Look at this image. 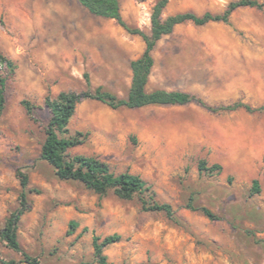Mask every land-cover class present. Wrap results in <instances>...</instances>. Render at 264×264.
Masks as SVG:
<instances>
[{"label": "rangeland", "instance_id": "obj_1", "mask_svg": "<svg viewBox=\"0 0 264 264\" xmlns=\"http://www.w3.org/2000/svg\"><path fill=\"white\" fill-rule=\"evenodd\" d=\"M157 1L118 0L122 19L149 34ZM235 1L172 0L162 18L220 14ZM144 49L140 37L89 14L77 0H0V51L17 67L0 114V232L18 208L20 170L28 177V210L17 240L38 264H96L93 235L119 236L104 250L107 264H264V113L213 114L198 103L137 110L93 100L77 105L69 135L79 132L85 140L68 154L96 157L115 174L138 175L156 202L172 207L174 220L143 211L139 197L101 196L61 181L41 160L50 120L45 97L101 87L126 98L129 64ZM152 57L147 92L180 91L213 107L264 106V9L239 8L228 24L178 25ZM23 100L39 109L28 115ZM202 160L221 172L200 173ZM189 203L216 219L188 209ZM72 221L77 227L68 234ZM3 262L27 264L0 239Z\"/></svg>", "mask_w": 264, "mask_h": 264}, {"label": "trees", "instance_id": "obj_2", "mask_svg": "<svg viewBox=\"0 0 264 264\" xmlns=\"http://www.w3.org/2000/svg\"><path fill=\"white\" fill-rule=\"evenodd\" d=\"M171 1L158 0L154 4L150 15V33L147 34L143 30L131 27L125 23L121 16L118 0H77L78 4L87 10L89 14L113 20L129 35L140 37L145 44V49L140 58L131 61L129 64L132 78L126 98H119L103 90L101 87L95 90L88 88L79 93L71 91L60 92L54 99L49 96L45 97L43 106L48 109L50 120L45 130V139L41 146L40 158L54 169L55 176L61 181L78 182L87 190L101 196L112 192L122 200H132L134 197H139L143 211L161 212L168 219L174 220L175 214L172 207L169 204L156 202L149 186L138 175L128 172L115 174L105 162L96 157L84 155L70 156L68 154L70 149L81 145L85 140V135L79 132L72 136L69 135L68 129L69 122L75 114L77 105L84 100L100 102L113 110H137L150 106L171 107L198 103L202 108L213 114L232 112L239 109H243L248 113H264V106L253 108L249 105L237 103L231 106L213 107L195 95L180 91H146L149 76L154 65L152 52L162 37L170 35L176 26L184 23H191L195 26H204L208 23L228 24L231 14L239 8L264 9V2L238 0L229 3L225 11L220 14L207 12L198 16L194 13L186 12L163 19V11ZM16 69L15 62L0 51V114L5 109L7 81L15 74ZM84 78L87 86H89L88 75L85 74ZM21 104L28 115H32L36 109H39L38 106H35L28 100H23ZM221 170L222 167L220 165L207 166L203 160L198 164V171L208 176L219 174ZM17 177L21 187L18 208L6 218L0 232V239L5 243L7 248L22 253L25 263L38 264L36 258H32L21 251L17 240L18 223L28 210V177L20 170H17ZM252 191L255 194L260 192L257 180H253L252 182ZM187 207L193 211L199 210L210 220L216 219L206 208L197 209L191 203ZM76 227L77 224L75 222H70L68 234H72ZM118 241V235L107 236L103 239L93 235L92 247L95 263L107 264L104 250ZM3 264H13V262H3Z\"/></svg>", "mask_w": 264, "mask_h": 264}]
</instances>
